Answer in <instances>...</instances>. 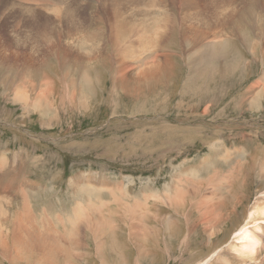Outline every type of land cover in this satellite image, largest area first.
<instances>
[{"label": "rangeland", "instance_id": "obj_1", "mask_svg": "<svg viewBox=\"0 0 264 264\" xmlns=\"http://www.w3.org/2000/svg\"><path fill=\"white\" fill-rule=\"evenodd\" d=\"M44 1L32 0L30 3L37 5ZM57 1L50 0L52 7L57 5ZM138 1L149 3L150 8L162 10L168 16L172 13L156 6L153 0L134 2ZM74 2L82 4L77 15H84V20L90 22L94 17L98 21L99 18L98 22L88 23L87 26L97 24L93 26L99 28L104 25L105 17L111 19L113 16L105 0ZM184 2L176 0L173 14L178 15L182 25L185 23L182 21H186L183 12L191 6V3ZM0 14L5 15V10L0 9ZM54 24L57 25L55 19ZM10 25L11 20L0 18V153L5 151L4 157L9 162L7 170L12 171L7 175L8 180L13 183L18 179L16 189L19 199L26 197L21 191L30 199L33 189L43 190L39 196L43 197V201L47 200L46 204H52L51 208L55 211L61 208L71 211L77 205L69 184L81 176L92 186L96 184L94 182L100 183V187H94L104 191L93 198L90 209H84L85 215L75 229L74 223L67 225L69 231L44 227L46 237H42L43 243H50L49 238L62 232L59 237H63L62 245L71 250L74 264L81 253L88 264H264V225L258 227L251 223L258 219V223L263 221L259 211L264 207V187L258 186L262 177L249 171L251 160L260 166L261 162L264 163V101L259 110L251 105L257 91L264 90V41L260 45L262 49L242 47V58L236 54L237 64L241 61V65L234 67L233 72L225 74L224 63L219 58L218 65L213 64L220 65L218 70L221 74L199 81L195 80V75L188 77L191 66H188L187 54L184 57L183 48L177 44V48H172L176 55L170 72L162 75L159 82L145 83L143 87L116 84L120 75L115 77V70L109 63L110 56L107 55V59H103L104 63L108 62L107 67L101 63L96 65L98 84L96 82L97 89L86 95L88 108L79 107V96L74 102H67L66 93L72 94L63 77L65 72L54 60L57 67L50 70L52 73L47 76L55 84L57 96L55 98L54 95V99L51 98L53 101H50L52 104L54 100L57 102L53 104L57 119L50 123L48 120L42 122L34 112L26 113L28 117H25L22 107L12 102L14 92L11 81L17 85L20 81L29 83L31 79L19 80L16 76L19 72L15 69L26 70L22 65L23 58L15 60V63L11 53H3L4 45L9 51L18 50L14 47L17 44L14 37L16 29L11 30ZM167 37L173 39L170 35ZM165 44L175 42L167 40ZM118 45L114 42L109 48ZM39 46L37 60L41 62L48 53ZM104 48L108 50V47ZM19 50L25 51L22 47ZM109 52L115 53V62L124 61L125 54L120 50L110 49ZM162 60L165 62V59ZM10 67L13 71L9 70ZM38 76L42 79L43 75L40 73ZM70 76L73 78L72 74L69 75L68 81ZM3 81L11 83L5 88ZM60 105L63 108L61 106L60 109ZM212 143L229 150L233 163L228 164L225 160L218 162L215 169L201 171L200 177L195 180L186 170H201L213 162ZM243 154L247 157L245 166L241 159ZM156 190L158 193L154 192ZM42 200L34 203L39 210L46 211ZM156 208L160 209L156 211ZM44 215L49 214L46 211ZM58 222L63 224L61 220ZM97 225L102 228V235L109 234L115 242H119L121 254L108 253L107 257L111 254L115 256L104 261L103 249L100 253L96 247ZM106 226L111 232L105 230ZM245 226L250 227L249 230L259 240V245L250 256L235 248V232ZM39 227L35 226L36 229ZM79 228L81 231H78ZM65 236L70 238L71 243L66 242ZM6 242L4 240L2 245ZM56 245L59 246L58 240ZM75 247L82 249L78 252ZM2 248L1 255L4 253ZM4 255L6 253L0 256V264H9ZM29 262L20 261L19 264L32 263Z\"/></svg>", "mask_w": 264, "mask_h": 264}, {"label": "bare ground", "instance_id": "obj_2", "mask_svg": "<svg viewBox=\"0 0 264 264\" xmlns=\"http://www.w3.org/2000/svg\"><path fill=\"white\" fill-rule=\"evenodd\" d=\"M25 1L0 0V9L5 10V15L0 14V18L11 20L12 26L10 25L9 28L11 30L16 29L15 33L14 31L12 33L17 39V44L14 47L18 49L17 52L9 51L4 45L3 53H11L14 61L23 58L21 61L26 70L15 69L19 72L16 76H19V80L27 77L31 79L29 83L27 81L21 83L20 81L17 85L11 81L12 84L10 86H12L13 91L10 87H8L10 88L8 90L14 92L11 97L12 102L22 107L25 117H28L26 113L34 112L38 114L42 122H45L43 120H48L51 123L57 119V115L54 112L56 110L53 107V104H57V102L56 100H54L53 104L51 102L53 101L51 98L54 99L55 95V84L52 80L51 83L50 77L47 76L52 73L50 70L55 69L54 67H57V65L65 72L66 76L71 74L73 76L72 79L70 76L69 81L68 76H63L72 94L70 95L65 91L67 102L72 103L79 96V99H77L78 105L80 104L79 107L88 108L86 95L93 92L94 88L97 89L95 85L98 84L99 71L96 65L101 63L107 67L108 62H103V59H107V55L110 56L109 63L115 70V77L116 74L120 75V77H116L119 79L116 84L122 83L123 86L137 85L143 87L145 83H156L163 78L162 75L170 72L175 64L173 57L176 55L175 49L172 48H177V44L178 46L180 44L181 48H183V56L186 57L187 54L188 66H191V72L188 77L195 75V80L199 81L203 80L204 77L212 76L215 78L216 75L221 74V70H218L220 65L217 67L219 58L224 63L223 72L227 73V75L229 72H233L234 67L241 65V61L237 64L238 57L236 55L238 53L240 58H242L241 48L254 49L258 47L262 49L260 45L264 41V38H261L264 35V32L261 34L262 30H264V4H262V0H241L244 3L236 2V0H185V4L186 2L191 3V6L189 5L187 8L190 11L186 9V12H183L186 21L182 22H185V26L179 22L178 15H173L176 10V0H153L156 6L164 8L169 14L172 12L170 16L162 10L150 8L149 3H139V1L135 3L134 1L137 0H105L112 10L113 16L111 19L110 17H105L104 25L99 28L95 27L97 24H93L95 26L90 24V26H87L88 23L96 22L97 18L93 17L88 22L84 20V15H77L82 4L74 2L75 0H58L57 5L54 7H52L50 0H45L37 5L31 4L30 1L32 0ZM142 1L150 2V0ZM235 2L238 4H235ZM54 19L57 25L54 24ZM171 19L173 22H170ZM18 23H22V26H18ZM167 35L172 36L173 39L168 38ZM22 40L29 43H23ZM167 40H173L175 44H165ZM114 42L119 43V45L115 48H109L111 43ZM38 44L48 53L45 59L42 60L41 58V62L37 60ZM21 47L25 51L19 50ZM104 47H108V50L106 51ZM28 48L29 50L27 51ZM110 49L120 50L125 54L124 61L122 63L115 62V53L109 52ZM1 59L7 61L3 56H1ZM162 59H165V62ZM54 60L58 63L57 65ZM226 63L227 65H225ZM9 70L13 71V68L10 67ZM62 71H60L61 75ZM38 73L43 75V80L38 76ZM11 82L3 81L4 87L6 88ZM150 87L153 88L154 86L151 85ZM66 88L64 89L66 90ZM43 91H45V94H41ZM92 95L94 96V93ZM263 101L264 90L260 89L252 99L251 105L254 109L259 110ZM62 102L61 104H63ZM56 109L59 110V108ZM211 149L214 150V152L211 151L213 162L207 164L208 166L201 168V170H186L189 171L188 175L193 179H198L201 171H212V169H215L218 162L225 160L228 164L233 163L229 150H224L217 143H212ZM4 155L5 151L0 153V256L2 257L6 253L4 257L10 261L9 264H19L20 261L25 262L26 260L34 262V264H74L75 258H73L71 250L62 245L63 237H59L62 232H59V236L53 235L49 238L50 243L48 244L50 245H48L43 243L44 238L42 237H46V232L43 228L54 227L56 230L61 228L63 231H69L67 225L74 223L73 229H75L76 224H80L84 209H90L92 206L89 204L94 203L92 201L93 198L104 192L101 188H98L100 183L94 182L98 186L94 187L95 185L92 186L88 182H84L82 176L77 181H70L69 186L73 193L72 196H74L73 201H78L77 205H74L71 211L64 208L55 211L51 208L52 204L51 206L46 204L47 200L45 199V202L42 200L43 197L39 196L43 190L34 191L33 189V192H30V199L29 195L21 191L26 196L22 195V197L26 199H19V191L16 189L18 179L17 182L14 181L13 183L8 180L7 175H10L9 172L12 171L7 170L9 162ZM241 159L245 166L247 164L246 155L243 154ZM250 162H252V165L249 171H254L255 174L257 173L258 176L262 177L261 180H258V186L264 187V163L261 162L260 166L255 160ZM25 182L27 181L25 180ZM25 187H29L28 183L25 184ZM166 191H168V188H166ZM126 192L128 193L127 188ZM154 192L158 193L157 190ZM40 200L45 204L49 215H44L46 211L43 209L39 210L37 204L34 203V201ZM157 208L156 211L160 209L157 210ZM219 209L220 207L216 210L218 211ZM259 215L263 220L261 223H258L260 219L251 222L254 225H258V227L260 224L264 225V207L260 209ZM58 220H61L63 224H60ZM39 225L40 230L35 228V226ZM168 225L170 226V224ZM99 226L97 225L95 235L96 247L100 253L103 249V259L106 261L107 258H114L115 256V254H111L107 257L108 253L117 254L121 250L119 242H115V239L113 240L109 234L102 235V228H99ZM249 228L245 226L236 230L237 246L235 248H237L238 252L250 256L259 245V240L256 238L257 235L252 233ZM105 230L111 232L108 226H106ZM78 231H81V228ZM65 239L67 240L66 242L71 243L68 236H65ZM4 240L10 244L6 242L3 246ZM56 240L59 241V246L56 245ZM105 245L107 247L106 250L108 245H110L111 249L107 250L108 252L104 250ZM1 248L4 249L2 255L1 252L3 251ZM9 249L11 250L8 251ZM75 249L79 252L82 248L75 247ZM10 252L13 254H9ZM82 254H80L76 264H88Z\"/></svg>", "mask_w": 264, "mask_h": 264}]
</instances>
